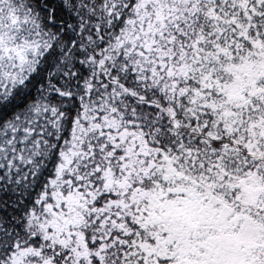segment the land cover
<instances>
[{"label": "snow or ice", "instance_id": "obj_1", "mask_svg": "<svg viewBox=\"0 0 264 264\" xmlns=\"http://www.w3.org/2000/svg\"><path fill=\"white\" fill-rule=\"evenodd\" d=\"M0 264H264V0H0Z\"/></svg>", "mask_w": 264, "mask_h": 264}]
</instances>
